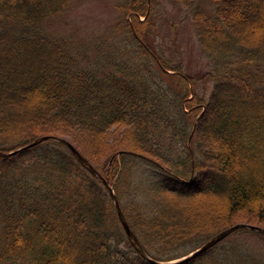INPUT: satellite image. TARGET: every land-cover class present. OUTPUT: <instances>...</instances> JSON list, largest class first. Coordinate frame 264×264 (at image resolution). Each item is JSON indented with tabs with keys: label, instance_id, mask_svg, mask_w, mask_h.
I'll return each instance as SVG.
<instances>
[{
	"label": "trees",
	"instance_id": "trees-1",
	"mask_svg": "<svg viewBox=\"0 0 264 264\" xmlns=\"http://www.w3.org/2000/svg\"><path fill=\"white\" fill-rule=\"evenodd\" d=\"M191 13L209 94L162 47L160 0H118L115 22L77 42L53 20L72 0H0V264H153L221 231L264 228V0H172ZM22 148V149H21ZM264 264L248 228L185 262Z\"/></svg>",
	"mask_w": 264,
	"mask_h": 264
},
{
	"label": "rangeland",
	"instance_id": "rangeland-1",
	"mask_svg": "<svg viewBox=\"0 0 264 264\" xmlns=\"http://www.w3.org/2000/svg\"><path fill=\"white\" fill-rule=\"evenodd\" d=\"M118 0H72L70 10L50 23L56 34L72 35L77 42L98 35L115 22ZM202 7L214 10L209 0H202ZM156 24L153 42L162 47L175 62H182L185 72L194 76L200 91L209 94L212 82L204 81L202 75L211 69L210 59L203 51L195 32L191 13L172 0H160L153 11Z\"/></svg>",
	"mask_w": 264,
	"mask_h": 264
},
{
	"label": "water",
	"instance_id": "water-1",
	"mask_svg": "<svg viewBox=\"0 0 264 264\" xmlns=\"http://www.w3.org/2000/svg\"><path fill=\"white\" fill-rule=\"evenodd\" d=\"M55 140L61 143H64L69 150L71 151V153L73 154V156L76 158V160L84 167H86L94 176H97L101 179L102 183L105 185V187L107 188L110 197L113 200L114 206H115V210L117 213V217L119 219V222L127 236V239L129 240V242L131 243V245L134 247V249L143 257L145 258L147 261L153 263V264H174L177 262H185L188 261L200 254H202L203 252L207 251L208 249H210L211 247H213L214 245H216L217 243H219L220 241H222L223 239H225L228 235H230L233 231L238 230L240 228H248V229H252L255 231H259L264 233V228L258 225H252V224H246V223H238L236 225H233L223 231H221L220 233L216 234L215 236H213L211 239H209L208 241H206L201 247L197 248L195 251L191 252L190 254L175 260V261H170V262H160V261H155L151 258H149L147 256V254L144 252L143 248L141 247L137 237L135 236L134 232L132 231V229L130 228L127 220L125 219V216L121 210L119 201L113 191L112 185L109 184V182L104 179L101 178L100 174L88 163V161L78 152V150L74 147L73 144H71L68 140H66L65 138H59V137H53V136H41L36 138L34 141H32L31 143H29L27 146H25L24 148H28V147H32L35 146L39 143H41L44 140ZM22 149V148H21ZM20 149L11 151L9 153H5V152H1L0 151V156L5 157V156H9L17 151H19Z\"/></svg>",
	"mask_w": 264,
	"mask_h": 264
}]
</instances>
